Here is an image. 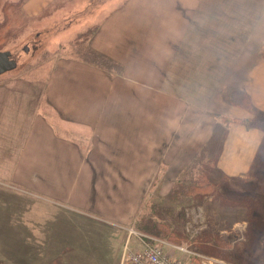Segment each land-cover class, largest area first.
<instances>
[{
    "label": "crops",
    "instance_id": "1",
    "mask_svg": "<svg viewBox=\"0 0 264 264\" xmlns=\"http://www.w3.org/2000/svg\"><path fill=\"white\" fill-rule=\"evenodd\" d=\"M51 1L53 0H26L22 8L30 15L37 14L44 10ZM137 1L112 0L113 9H115L114 11L110 9L113 12L106 17L99 32L95 33L93 37L95 48L116 59L123 60L112 49L115 46L108 44L110 34L122 29L123 23L112 32L110 30L108 32L107 26L115 24L109 23L113 17L129 11L128 15L131 14V11L136 9L135 5H140ZM182 2L185 4V0ZM194 2L191 7L196 6L199 0H194ZM254 5L258 6L256 11L259 13L254 12ZM250 6L252 8L239 10L241 13H247V17L255 16L256 24L252 33L243 37V41L240 37L238 50L224 46L222 39L216 43L217 37L205 38L206 41L193 50L196 45L194 43L196 31H186L187 38L184 41L186 23H162V26H166V30L169 26L175 30L174 36H171L175 41L170 42L171 44L166 42L165 48L160 49L159 75L155 73V78L151 80V73L145 71L144 83L139 85L137 90H131L133 93L138 92L139 105H136L134 100H132L134 103H130V100L118 98L119 102L129 104L127 112L130 113L126 117L122 114L120 121H117L116 116H112L116 124L120 123L121 140L127 134L131 141L132 155L138 157L130 159L127 164H124V159H121V163L119 159L116 161L112 159L110 164H100L93 163V157L88 158L95 152L98 153L92 133L95 129L97 130L99 119L96 116L102 108L104 109V102H100L99 110H96L97 107H92L91 103L101 99H88L89 93L86 96L83 95L80 84L83 81H89L91 90L100 89L101 93L106 85L109 88L114 86L116 90L121 88V84L122 89L133 88L129 83V74L114 76L78 58L62 57L59 60L52 73V79L55 78L56 82L51 79L50 83L43 84L38 96L42 104L40 108L42 109L43 105L47 108L45 111L34 112L35 115L30 119L25 133L24 146L31 135L33 138L34 136L39 137V127L42 131H46L48 138L55 143L54 148L33 147L31 152L32 155L48 157L46 184L34 181L30 189L48 195L49 209L46 217L33 221V261L29 264H134L130 259L123 258L125 250L141 249L145 241L139 235L131 233L130 228L134 226L141 207L145 208L144 206L152 201L161 204H164V200L165 204L168 202L173 177L181 171L184 164L178 170L173 165H177L176 163L183 156L191 159L200 152L201 145L214 130L218 114L244 119L251 117L250 112L245 108L224 101L221 96L224 91L229 87L243 90L249 94L255 106L264 111V56L260 55L257 47L252 49L256 52H247L248 48L253 46L251 43L253 38L259 37L260 32L262 34L259 40L262 42L259 45L264 46V0H256ZM179 7L178 2L175 9ZM235 7L234 2L232 5L230 3L229 11ZM247 17L237 16L249 23ZM124 24L128 26L129 23ZM151 25L153 23H141L140 26L143 29L139 32L150 29ZM177 28L180 30L179 34ZM224 34L227 38H232L228 31ZM150 39L151 36L144 38L146 52L152 43ZM242 44L244 45L243 51ZM183 45L187 47V51H180ZM201 52L208 56L205 63L208 74L203 88L206 89L207 86L211 90V95L208 96L209 101L204 104L185 94L189 91L194 76H197L194 74L199 66L196 59ZM225 59L229 63L224 71L219 73L218 65ZM119 80L123 83L118 84ZM133 84L138 85L135 79ZM153 91H159L161 94L153 97ZM216 91L219 92L216 93ZM211 100L215 104H212ZM205 104L214 106L205 114L209 122H203L204 117L200 116V112L204 113V111L199 105L204 106ZM139 106L144 109L140 117L136 111ZM153 107L160 109L170 107L180 112L165 117L166 111L153 112ZM189 115L195 120L188 130V126L184 127V123H188ZM108 118L101 117V123L109 124ZM168 121L170 126L167 127ZM161 125L164 127V136ZM81 128H87L89 134L82 133ZM113 138L116 139L115 136ZM263 138L264 131L260 127L248 126L245 123L231 124L218 161V171L225 172L232 177L245 176L256 160ZM126 142V139L117 141L119 145ZM102 155L110 156L109 154ZM60 156H63V160L59 159ZM111 156L113 157L114 154ZM18 164L15 169L20 172V164L19 166ZM70 171L71 173H68ZM13 175L18 182L21 175H15L14 170ZM19 183L23 184L21 178ZM155 189L160 193L159 200H155L157 198ZM106 195L110 196V199L106 198ZM210 200L214 199L209 197L204 203H210ZM218 201L226 206L221 200ZM61 206L64 209L57 211ZM201 206L204 207V204L192 205V211L186 214L187 220L184 226L192 234L211 229L213 224L207 222L201 217L203 215L196 211ZM238 208L237 217L219 223L217 227L220 232L226 234L236 231V236L243 238L248 229L247 213L245 207ZM242 213L244 215H240ZM168 217L172 219L171 216ZM209 218L212 220L211 216ZM112 230H114V237ZM135 230L141 232L137 228ZM259 235L264 236V231H260ZM113 238H117V241L112 242L111 248L106 249L105 246ZM9 246H14L13 249L18 248L20 251L24 249L18 245ZM163 248L170 259L181 260L186 264H228L226 260L197 251L188 244L167 241ZM2 249L4 250L0 245V251ZM252 250L257 258L259 246H253ZM256 258H251V260ZM259 259V264H262L263 257ZM11 264L17 263L13 261Z\"/></svg>",
    "mask_w": 264,
    "mask_h": 264
},
{
    "label": "rangeland",
    "instance_id": "2",
    "mask_svg": "<svg viewBox=\"0 0 264 264\" xmlns=\"http://www.w3.org/2000/svg\"><path fill=\"white\" fill-rule=\"evenodd\" d=\"M25 1L0 0V25L3 24L0 27V50H10L12 57L17 61V66L14 69L0 75V245L4 248V250L0 251V264H11L13 261L17 264H29L33 261V221L37 218L46 217L45 215L49 209L48 195L30 189V185L34 181L39 184H46L48 178V157L46 155H32L31 152L33 147L54 148L55 143L48 138L47 132L42 131L41 127H39L38 138H35V136L33 138V135H31L26 146H24V142L27 126L30 119L35 115L34 112L45 111L47 108L46 105H43L42 109L40 108V105H42L38 97L40 89L43 84L50 83L54 68L62 57L78 58L90 63L94 62L97 67V63H101L100 68L114 76L116 74H129V83L133 88L122 89L121 83L123 82L119 80L118 84H121V88L116 90L114 86L109 88L106 85V88H103L101 93L100 89L92 91L89 81H83L80 84L81 93L85 96L89 93L88 99H101L98 102L93 101V104L91 103L92 107H97L96 110H99V103L104 102V109L102 108L96 116L99 119L97 130L95 129V132L92 133L93 142L96 145L95 149L97 148L98 153L95 152L88 158L93 157V163L100 164H110L112 159L115 161L119 159L121 163V159H124V164H127L130 159L138 157L132 155L129 136L126 134L121 140L119 136L120 123L116 124L112 116H116L117 121H120L122 114L126 117L130 113L127 112L129 104L119 102L118 98L130 100V103H134L132 101L134 100L136 105H139L138 92L133 93L131 90H137L138 86L144 83L145 71L151 73V78L149 77L151 80L155 78V73L159 75L160 49L163 50L165 48L166 42L175 41V39L171 38V36H174L175 30H173L172 26H169L168 30H166V26H162V23H186L184 41L187 38L186 31H196L194 38L196 45L193 50L202 45L206 41L205 38L208 37H217L216 43L219 42V39H222L224 46L238 50L240 37L243 41V37L252 33L256 24L254 21L256 19L255 16H252V18L247 17V13H241L239 10L252 8L250 4L256 0H199L198 4L193 7H191V4L194 0H185V4L182 2L184 0H138L137 4L139 3L140 5H135L136 9H133L131 14L128 15L130 11L121 15L116 14L117 16L113 17L109 22L115 24L107 26L108 32H112V30H116L118 25L123 23L122 29L112 32L111 36L108 37V44L115 46L112 49L123 60L108 55L115 60V63H110L108 60L99 58L89 52L88 49L94 48L104 53L93 46V37L102 28V23L106 20V17L114 11L112 0H53L44 10L31 15L22 8ZM178 2L180 7L175 9ZM233 2L236 7L229 11L230 3L232 5ZM257 7V5H254V12L259 13L256 11ZM110 9H113V11L111 12ZM239 15L247 17L249 23L237 18ZM124 23L129 24L126 26ZM141 23H153V25H151L150 29H145L146 31L143 30L140 33L139 31L143 29L140 26ZM177 31L179 34L180 30L178 28ZM226 31L232 36L231 39L224 34ZM261 34L260 32L259 37ZM147 36H151L149 41L151 43L152 40V43L146 52L144 38ZM259 37L253 38L251 42L253 46L248 48V53L256 52L253 51L256 47L259 50L264 47L263 44L259 45L262 42ZM26 47H28V51L25 50ZM243 47L244 45L242 44V51ZM262 50V53H264V48ZM180 51H187V47L183 45ZM260 55H262L261 52ZM207 57L202 52L197 57L196 62L199 66L194 72L197 76H194L189 91L185 92L186 96L193 97L194 100L200 101L202 104L207 103L211 95V90L207 86L206 89L203 88L204 80L208 74L205 68ZM228 63L225 59L218 65L219 73L224 71ZM246 68L248 71V67ZM134 79L138 85L133 84ZM52 80L56 82L55 78ZM169 85L171 84L169 83ZM218 92L216 91V93ZM159 93V91H153V97L155 95L158 96ZM244 95L243 90L229 87L221 96L227 103L240 106L245 101L243 100ZM248 97L246 103L240 107L250 112L245 105L251 103L255 107V103L250 97L249 103ZM211 103L215 104L212 100ZM199 107L204 111V113L200 112V116L204 117L202 121L209 122L205 114L206 111H210L214 106L205 104L204 106L199 105ZM143 110L140 106L136 108L139 117L143 115ZM152 110L153 112L166 111L165 117L180 112V110L170 107L165 109L153 107ZM250 115L255 122L261 117L259 110L250 112ZM104 116L109 117V124L101 123V117ZM230 117L232 116L218 114V126L226 127V124L231 120ZM187 119L188 123H184V127L188 126L189 130V126L194 124L195 118L189 115ZM168 126H170L169 121ZM161 127L162 135L164 136V127L162 125ZM256 127H258V124ZM81 129L82 133L89 134L87 128ZM209 137L206 141H208ZM124 139L127 140L125 144L119 145L117 143V141H123ZM191 144L193 145L192 141ZM21 153L24 155L21 156ZM102 154H109L110 156ZM111 154H114V156L112 157ZM85 158L87 159V157ZM59 159L63 160V156H60ZM191 160L192 158L189 159L183 156L176 163L177 165L173 166L178 170L181 165L184 164L182 166L184 168ZM17 163L20 164V166L18 164L20 172L15 169ZM13 170L15 175H21V177H18L23 180V184L19 183L20 178L17 182L16 177L13 175ZM68 173H71V171ZM213 174L216 178L225 181L222 186L224 192L232 193L238 197H243L245 194H255L263 200L262 211L257 214V219L259 225L262 226L260 231H264V166L257 171L254 182L250 181L251 179H248L249 181L247 182L239 181L231 175L227 179L228 174L222 171H214ZM176 177L177 174L173 178L175 179ZM99 179L101 180V177ZM155 196L157 197L155 200H159L160 193L158 190H156ZM106 198L110 199V196L106 195ZM174 201H171L172 206L179 204L176 207L178 210L183 209L184 214L192 211V206L189 204L190 201H193L191 197H184ZM151 203H147L145 208L141 207L139 213L144 211L143 209H146L147 206L152 207L153 204H161L154 201ZM163 203H165V200ZM68 205L73 206L72 204ZM60 209L63 210L64 208L61 206L59 210H56L61 211ZM234 209L235 211H233ZM228 210L231 212H227ZM196 211L201 213L203 215L201 217L205 218L207 222L216 225L230 221L235 216L237 217L239 208L236 206H223L218 200H210V203H204V207L201 206ZM240 215H244V213ZM209 216L212 217V220H210ZM248 228L250 236L242 238V241L239 242L243 243L247 239L246 246L248 247V244L251 243L260 245L258 257L256 258L255 255L252 257L258 260H251L249 255L246 254V250L244 252L245 243L243 246L237 247L241 253L236 255L235 261L228 259V255L226 256L228 264H259L260 257H263L262 264H264V237L262 239L256 235L254 228L251 229L250 225H248ZM212 229L218 230V227ZM112 236L114 237V230H112ZM116 241L117 238H113L107 243L105 248H111V243ZM9 245H18V247L24 249L20 251L18 248L13 249L14 246L10 247Z\"/></svg>",
    "mask_w": 264,
    "mask_h": 264
},
{
    "label": "trees",
    "instance_id": "3",
    "mask_svg": "<svg viewBox=\"0 0 264 264\" xmlns=\"http://www.w3.org/2000/svg\"><path fill=\"white\" fill-rule=\"evenodd\" d=\"M2 25H0V27ZM92 49H88V51L97 55L99 58L108 60L110 63H115V60L107 54L101 53L94 48ZM262 49L260 52L262 56H264ZM90 64L94 66L96 65L94 62ZM97 65L100 67L101 63H97ZM243 94H245L243 97V100L245 101L241 104L239 103L240 106L246 103L247 96H249L245 91H243ZM245 106L251 113L255 110H259L261 117L257 119V122H255L253 118L251 119V117L248 119L230 117L231 120L226 124V127L218 126L219 122H217L208 141H206L201 147L200 152L195 155L180 172H178L177 177L173 180L172 188L168 194V202H166V204L164 203L165 205L153 204L152 207L147 206L146 209H143L144 211L137 215L136 220L134 221V226L139 229V231L157 236L167 241L191 245L192 248L197 251H201L226 261L227 258L235 261L234 258L236 255L241 253L237 247H241V245L243 246L247 239L243 241V243H240L239 241H242V238L236 236V231L226 234L220 232L219 229H212L217 227V224H212L211 229L198 231L192 234L190 231L186 230L187 227L184 226L187 220L186 214L183 212L184 210L177 209L176 206L179 204H176V206H172L171 204V201L176 199L180 200L184 197H191L193 200L189 202L191 206L198 203L203 205L209 197H212L214 200H221L226 206L245 207L248 225H250L251 229L254 228L253 230L256 235L260 236L259 232L262 226L258 223L257 214L262 211L261 205L263 200L255 194H245L243 197H238L232 193L224 192L222 186L225 181L216 178L213 174L214 171H218V161L222 153L228 128L231 124L245 123L248 126L254 125V127L258 124V127L264 131V111L256 106L254 107L251 103ZM263 166L264 138L250 171L245 176L236 177V180L247 182L249 181L248 179H251L250 181L254 182L257 171ZM229 178L230 177L227 176V179ZM168 216H171L172 219ZM248 236H250L249 228L246 229L243 238H247ZM263 237L264 236H260L262 239ZM246 245L247 243L244 245V252L246 250V254L252 258V256L255 255L252 247L255 246L256 243L248 244L249 247ZM256 246L260 247L258 244Z\"/></svg>",
    "mask_w": 264,
    "mask_h": 264
},
{
    "label": "built area",
    "instance_id": "4",
    "mask_svg": "<svg viewBox=\"0 0 264 264\" xmlns=\"http://www.w3.org/2000/svg\"><path fill=\"white\" fill-rule=\"evenodd\" d=\"M130 232L142 237L145 243L141 249H126L123 256L124 259H130L134 264H143L144 262L148 264H186L181 260L169 258L163 248V245L167 243L166 240L147 233L138 232L134 228H130ZM181 248L185 249L184 247Z\"/></svg>",
    "mask_w": 264,
    "mask_h": 264
},
{
    "label": "water",
    "instance_id": "5",
    "mask_svg": "<svg viewBox=\"0 0 264 264\" xmlns=\"http://www.w3.org/2000/svg\"><path fill=\"white\" fill-rule=\"evenodd\" d=\"M28 51V47L25 48ZM17 61L12 57L10 50H0V75L8 70L14 69Z\"/></svg>",
    "mask_w": 264,
    "mask_h": 264
}]
</instances>
